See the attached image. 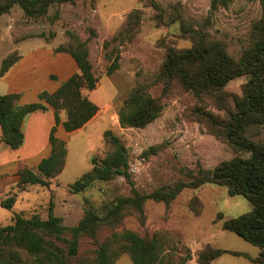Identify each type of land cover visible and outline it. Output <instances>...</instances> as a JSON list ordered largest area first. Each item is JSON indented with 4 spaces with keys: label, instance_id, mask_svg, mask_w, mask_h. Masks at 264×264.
Instances as JSON below:
<instances>
[{
    "label": "rangeland",
    "instance_id": "obj_1",
    "mask_svg": "<svg viewBox=\"0 0 264 264\" xmlns=\"http://www.w3.org/2000/svg\"><path fill=\"white\" fill-rule=\"evenodd\" d=\"M165 9V20H157L151 0H76L74 3L53 4L48 14L35 19L25 16L20 6L0 17V67L10 53L20 54V47L44 41L59 47L86 42L98 87L84 90L98 104L99 112L85 127L68 137V156L63 172L49 187L39 186L36 205L27 208V214L48 215L53 201L57 215L64 224L75 226L87 207H100L114 202L120 196L132 194L129 182L123 176L110 181H98L84 192L75 194L70 184L92 168L91 158L103 157L111 146L104 139L111 129L128 149L130 171L135 187L151 193L163 187L188 181L189 171L200 168L213 169L221 162L249 153L234 148L224 137L213 134L197 114L199 108L228 117L229 107L234 108V95H242L248 78L243 76L229 82L223 101L215 97L198 98L194 93L174 85L162 98L161 116L145 128L122 127L119 110L132 89L148 84L150 92L162 96L163 85L157 75L165 60L169 46L189 47L192 36L183 27L200 29L210 40L226 45L230 55L239 58L252 42L253 25L262 17L260 0H234L228 7L212 11L211 0H156ZM139 14V24L134 37L121 43L114 38L124 29L129 17ZM106 42L108 43L106 45ZM55 48V49H56ZM119 56V68L108 74L111 63ZM55 78L54 75H51ZM66 116L61 112V117ZM254 140H264V125L247 131ZM32 191V190H31ZM31 191L25 196L32 195ZM198 197L203 209L200 215L190 208ZM27 207V204H25ZM252 203L242 195L231 196L226 187L206 184L200 188H186L170 206L163 201L150 199L144 205V219L138 212L127 213L122 223L114 229L99 233V243L109 240L113 231L131 229L146 238L162 240L164 254L173 264H200L198 252L210 244L216 248L239 251L257 257L260 247L230 230H224L223 220L248 213ZM10 211L0 205V226L12 224ZM69 236V234H67ZM97 245L88 236L80 239L79 253L71 264H92ZM115 264H134L129 253H122ZM211 264H257L245 256L226 253Z\"/></svg>",
    "mask_w": 264,
    "mask_h": 264
},
{
    "label": "trees",
    "instance_id": "obj_2",
    "mask_svg": "<svg viewBox=\"0 0 264 264\" xmlns=\"http://www.w3.org/2000/svg\"><path fill=\"white\" fill-rule=\"evenodd\" d=\"M75 1L0 0V17L20 6L25 16L38 19L46 16L53 4ZM233 1L211 0V9L228 7ZM260 2L262 17L253 25L252 42L239 58L230 55L222 42L210 40L202 30L183 27L191 34L193 44L184 48L168 47L157 75V82L163 85V95L154 96L148 84H139L124 100L118 113L122 127L145 128L161 116L164 109L162 98L171 92L174 85L194 93L198 98L210 96L221 102L227 95L229 82L245 76L248 81L243 85L242 95H234V108L229 107L228 117L221 118L202 108L197 114L213 134L226 138L234 148L248 152L249 156H236L213 169L189 171L188 181L180 180L173 186L143 193L135 187L127 147L109 129L105 131L104 139L111 150L103 157L93 156L92 168L70 184V191L78 194L98 181H110L120 175L131 185L132 194L120 196L100 207H87L75 226L64 224V218L55 212L53 201L46 218L38 213L28 216L24 212H15L12 224L0 226V264H71L69 260L79 253L82 236H88L97 245L92 264H115L122 253H129L134 264H173L165 256L163 242L157 237L148 239L136 231L123 229L113 231L108 241L99 243V233L106 228H117L127 213L136 211L144 219V205L150 199L170 206L184 189H197L206 184L226 187L229 195H242L252 203L253 209L248 213L229 219L223 218L221 213L217 220H223L224 230H230L259 246L260 253L253 258L239 251L208 244L198 252V263L211 264L222 255L231 253L264 264V140L251 139L247 134L251 127L264 125V0ZM151 6L157 12V20L164 21L165 9L160 3L151 0ZM139 19L138 12L129 17L114 40L121 43L131 40L137 32ZM75 38V45H60L55 50L70 53L78 64L79 72L62 82L55 92L44 90L39 93L38 101L27 104H20V94H0V144H8L13 149L25 142L23 124L28 114L46 110L47 105L55 110L56 125L50 135L51 154L35 168L20 165L19 187L22 189L30 185L49 187L52 180L63 172L68 144L56 136L57 126L63 122L66 131L73 133L85 127L99 112L98 104L84 92L95 90L99 78L86 42ZM119 56L109 66L108 74L119 68ZM20 59L21 55L16 52L8 54L2 61L0 77ZM62 111L66 113L63 121ZM15 203V196L1 200V205L7 209H12ZM190 208L196 215L201 214L203 206L198 197L191 200ZM188 259L191 257L184 258L182 264Z\"/></svg>",
    "mask_w": 264,
    "mask_h": 264
},
{
    "label": "crops",
    "instance_id": "obj_3",
    "mask_svg": "<svg viewBox=\"0 0 264 264\" xmlns=\"http://www.w3.org/2000/svg\"><path fill=\"white\" fill-rule=\"evenodd\" d=\"M21 45L18 46L21 59L0 77V94H20V104L38 101L39 93L44 90L55 92L62 82L79 72L74 57L67 52H57L56 46L51 43L39 41L30 46L29 50L22 49ZM55 125V110L47 105L46 110L27 115L23 124L25 142L21 147L13 149L8 144H0V205L2 199L16 197L14 207L8 209L11 219L15 212H24L28 215L27 208L41 206L36 205L38 201L35 197L38 191H41L38 186L30 185L23 189L19 187L20 165L35 168L43 159L50 156L52 149L50 135ZM70 134L63 122L57 126L56 136L67 141ZM28 191H31L32 195L25 196Z\"/></svg>",
    "mask_w": 264,
    "mask_h": 264
}]
</instances>
